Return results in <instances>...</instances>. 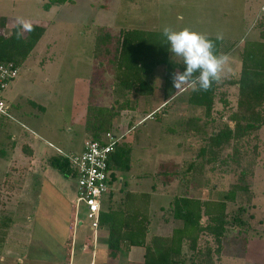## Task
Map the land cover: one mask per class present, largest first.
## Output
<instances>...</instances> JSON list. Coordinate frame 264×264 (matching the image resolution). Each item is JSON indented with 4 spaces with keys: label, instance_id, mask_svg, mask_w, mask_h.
<instances>
[{
    "label": "rangeland",
    "instance_id": "obj_1",
    "mask_svg": "<svg viewBox=\"0 0 264 264\" xmlns=\"http://www.w3.org/2000/svg\"><path fill=\"white\" fill-rule=\"evenodd\" d=\"M48 1L0 0V16L7 18L3 34L9 35L16 28L18 17L45 29L20 63L18 77L3 93L12 118H0V151L9 156V160H3L5 156L0 154V264H42L41 256L60 251L61 241L69 234V217L76 212L68 202L71 195L60 194L55 186L30 175L31 148L48 160L79 154L88 138L86 124L98 123L97 111L101 107L117 113L112 119L114 133L126 131L127 120L132 124L127 125L130 129L122 141L130 148V169L116 170L111 186L113 200L104 198L105 209H115L116 201L126 192H133L142 209L148 207L150 232L163 233L166 229L169 233L171 223L161 216L169 209L172 213L174 195L183 191L178 184L181 169L173 163L181 165L193 160L200 170L195 176L188 175V195L220 200L232 184L242 180L253 191L249 199L238 191L234 201L228 203L229 213L238 206L250 205L244 215L248 226L224 247L216 264H264V125L241 139L236 151L232 141L221 149L198 153L211 133L225 123L232 125L229 117L239 112L238 88L228 80L238 77L244 47L256 51L263 48L259 44L264 43V12L260 17L258 14L264 0H66L45 8ZM165 26H189L215 37L221 33L223 39L235 42L228 53L230 61L223 78L217 83L208 119L197 110L187 116L201 115L199 121L175 119L179 114L173 102L168 105L167 115H144L142 122L141 112L135 117L133 112H127L133 110L130 105L134 102L128 100V106L124 105L127 92L116 81L112 62L119 30H140L142 50L155 59L164 57L168 48L163 37ZM104 34L113 37L107 46L111 49L109 60L103 54V43L98 41ZM163 70L159 66L155 71L158 84ZM160 101L156 92L155 96H143L138 106L140 111H151ZM164 170L167 174L162 173ZM173 170L177 171L171 177L173 181L161 184L162 177L172 176ZM241 170L245 174L241 175ZM58 172L73 192L75 177ZM41 183L39 195L36 188ZM83 211L81 204L76 217L82 231L87 232ZM227 230L228 236L232 235L233 231ZM205 242H212V236L203 234L199 247L203 248ZM134 252H116L115 262L127 264Z\"/></svg>",
    "mask_w": 264,
    "mask_h": 264
},
{
    "label": "trees",
    "instance_id": "obj_2",
    "mask_svg": "<svg viewBox=\"0 0 264 264\" xmlns=\"http://www.w3.org/2000/svg\"><path fill=\"white\" fill-rule=\"evenodd\" d=\"M65 1L49 0L44 4V7L49 8ZM6 20V17L0 16V61L13 62L20 67V63L30 54L45 29L40 24L32 23L34 25L33 30L25 31L23 39L18 40L15 35L17 28H14L9 35L1 32L5 27ZM140 37V30H119L116 40L117 46L112 55L114 77L126 92H131L130 96L124 101V105L126 106L128 100H131L134 103L130 105V108L134 109L139 100L142 99L140 97H148L149 92L152 91L151 88H154L155 71L157 67L163 66V105L159 112L154 111L155 113L151 112L146 115L148 117L153 115L154 118H159L167 113L165 109L168 108L170 99L172 100L176 94L172 86L171 75L175 69L183 71L184 65L181 61L174 62L170 60L169 46H167L166 53L162 58L154 59L151 54H146L142 50L144 47L140 46L142 44ZM209 37L215 41L218 54H228L235 46L234 41L216 40L215 36ZM112 39L113 37L109 34H104L98 39L99 42L103 43V54L108 57V60L111 49L107 46ZM259 45L263 46L261 50L256 51L246 47L242 49L238 77L234 80H228L238 88L239 94L237 101L239 112H234L229 117L232 125L225 123L218 130L212 132L206 140V144L199 149V154H203L205 151L210 152L213 149H221L223 146L230 145L232 141H234L232 149L234 148L236 151L235 146L241 139L264 125V43ZM195 87L199 86L195 85ZM147 88L149 91H147ZM192 88L193 85L190 86L186 97L188 110L192 113L197 110L208 119L207 117L210 116L212 111L217 83L214 82L207 91H193ZM31 104L37 106L33 101H31ZM38 108L42 109V106L38 105ZM97 112L99 114L98 123L96 125L86 124L85 130L88 135L86 140H95L105 132L112 131V119L117 114L114 109L101 107ZM202 116L193 115V118L187 116L186 120L199 121L198 119H201ZM185 117L181 119L185 120ZM103 121L108 123L103 126ZM128 125L129 127L132 126L129 123ZM128 129L130 128H127V131ZM0 154L5 156L4 150H1ZM129 154L130 148L123 142L116 145L109 160L111 182L116 179L117 169L120 171H128L130 169ZM209 159L206 161L209 162ZM49 164L57 171L70 174L71 176L74 175L65 157L64 159L58 156L50 157ZM173 164L175 168L181 169V178L178 184L179 186L181 185L183 191L182 193L177 192L178 195H174L172 213L170 212L171 209H169L166 214L161 216V219L164 221L169 220L171 223V228L167 235H148L150 231L148 228L150 224L148 207L146 210L142 209V205L134 199L133 192H126L123 197L116 201L115 209L109 208V206L106 209L103 208L105 199L102 201L99 225L108 227L107 248L111 257H114L116 252L127 251L133 246H140L144 248L142 264H216L224 247H227L229 242L235 240L243 230H246L248 218L246 219L244 215H247L248 206L250 207V205L247 203L246 207L238 206L232 213L228 212L227 205L229 202L234 201L238 191L245 194V199L251 198L253 191L249 189V185L244 183L243 180L232 184L220 200H208L188 195L191 187L188 175L195 176L196 172L199 173L200 168H197L193 160L187 163L184 162L181 165ZM162 173H165V170ZM176 173L177 171L173 170L172 176H163L161 184H170L173 181L171 177ZM243 174H245V171L241 170V175ZM166 177L169 178L166 179ZM152 186L155 189V186ZM105 198L108 202L112 201L113 190ZM129 205L131 209L128 210L127 206ZM248 217L250 216L248 215ZM229 228L234 233L232 232V235L228 236L227 233L229 231L227 229ZM203 234L212 236V242H205L202 248L199 247V242Z\"/></svg>",
    "mask_w": 264,
    "mask_h": 264
},
{
    "label": "crops",
    "instance_id": "obj_3",
    "mask_svg": "<svg viewBox=\"0 0 264 264\" xmlns=\"http://www.w3.org/2000/svg\"><path fill=\"white\" fill-rule=\"evenodd\" d=\"M263 6L264 5H262L261 8ZM262 14L263 12L261 11L259 12L258 16L260 17ZM169 54H170L169 55L170 60L174 62H180V61L182 62L180 58L173 57L171 52ZM175 71H177V69H175ZM159 80H160V84H158V79H156V75H155L154 76V88H151L152 91H150L149 92L150 94H148V97H151V96H155L157 92V94L160 96V99H161L160 101L161 103L159 105H156L151 111L150 110L140 111V107L138 106L140 102L139 100V102L136 105V108H134L131 111H128L126 109L127 112H133L134 117H135V114L142 113V117L139 120V122H142L145 119L144 115L146 116L147 113H151L156 110L159 112L161 110V107L163 105V99H162L163 78L160 77ZM190 86L191 85L186 86L179 92L176 91V94L173 96L172 100L170 99V104L173 102V106H174L173 109L176 111L177 114H179V116L177 118L175 117V119L179 118V120H181V118H184L186 115L192 113L188 110L189 108L186 105V97H187V93L189 91ZM147 91H149L148 88H147ZM130 93L127 92L126 96L129 97ZM169 111L170 109L168 108L167 112ZM186 118L187 116L185 117V122L187 123L190 121V119L186 120ZM130 120H131V117H130ZM128 123L129 121L127 120L125 124L126 129H127ZM6 140L8 143L11 144L12 141L10 139L9 141L8 139ZM48 145H50V143H48ZM31 149L33 150V155L29 157L31 160L30 166H29L30 175L34 176L35 178H40L39 180L41 181L42 180L47 181L48 183L51 184V186H55L54 189L58 193L60 192V194L61 192H63L65 196L67 194L69 196L71 195L72 200L70 201L67 200V201L72 206L73 200L75 198L76 184L74 185V191L73 192L70 191L68 187V182L65 181L64 178L60 176L57 169L50 166L48 158H46V156L44 157L41 154H38V152H35L33 148ZM57 151L59 152V150ZM5 159L9 160V156L6 155L5 157H3V160ZM41 186H42V183L39 185L38 188H36L39 195H40ZM83 212L85 215V208ZM81 225L82 224L80 220L76 217V215L72 218L69 217V224H68V230H67L68 231L67 233H69L68 234L69 236L67 235L68 238L66 236V238L63 241H61V244H60L61 249L59 252L55 253L54 255H49L47 257L41 256L42 264H115V263L117 264V262H115V258L114 257L111 258L108 252V248H107L108 227L99 225V228L96 231L91 232L89 228V223H87V232L86 231L84 232L82 231L83 229H81ZM73 232H75L76 234L74 235ZM70 233H71V236H70ZM151 234L152 233L149 231L148 235H151ZM160 234L167 235L168 232L166 231V229H163V233H157V235H160ZM126 252L128 253V255L134 252L133 258L138 259L137 262L133 261V258L129 259L127 261L128 262L127 264H142L143 259H144L143 257L144 248L143 247L133 246L130 249H128ZM245 252L246 251H244V256H245Z\"/></svg>",
    "mask_w": 264,
    "mask_h": 264
},
{
    "label": "built area",
    "instance_id": "obj_4",
    "mask_svg": "<svg viewBox=\"0 0 264 264\" xmlns=\"http://www.w3.org/2000/svg\"><path fill=\"white\" fill-rule=\"evenodd\" d=\"M264 12V6L261 8ZM20 67L13 62L0 61V118H12L10 106L3 93L19 75ZM105 132L95 140H85L79 154L63 155L69 162L75 177V198L73 200L76 215L80 205L85 208V218L91 231L99 228V215L102 201L113 190L110 178L109 160L116 147L122 142L125 133Z\"/></svg>",
    "mask_w": 264,
    "mask_h": 264
},
{
    "label": "clouds",
    "instance_id": "obj_5",
    "mask_svg": "<svg viewBox=\"0 0 264 264\" xmlns=\"http://www.w3.org/2000/svg\"><path fill=\"white\" fill-rule=\"evenodd\" d=\"M18 40L23 39L25 31H32L34 25L30 20L18 17L16 21ZM163 37L169 51L175 58H180L184 65L183 71H174L171 75L172 86L179 92L188 85L193 91H207L213 83H219L230 57L225 53L216 52V44L206 33L189 26L174 28L165 26ZM223 34L218 33L216 40H222ZM198 85L199 87H195Z\"/></svg>",
    "mask_w": 264,
    "mask_h": 264
}]
</instances>
